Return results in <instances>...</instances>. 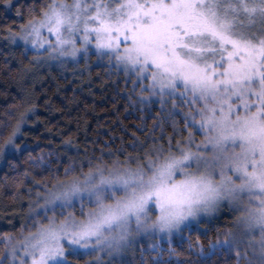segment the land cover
<instances>
[{
  "label": "snow or ice",
  "instance_id": "snow-or-ice-1",
  "mask_svg": "<svg viewBox=\"0 0 264 264\" xmlns=\"http://www.w3.org/2000/svg\"><path fill=\"white\" fill-rule=\"evenodd\" d=\"M35 12L29 6L32 18L8 29L12 44L61 63L106 61L108 75L123 77L130 107L151 115L159 106L152 131L160 135L134 142L133 152L34 160L37 175L53 164L55 175L36 182L33 230L0 238V264L115 258L137 237L169 245L168 259L160 245L141 246L139 264H264V0H50ZM25 119L0 146L5 160L22 151ZM223 207L232 226L207 250L190 242V256L174 262L173 238L206 235L203 225Z\"/></svg>",
  "mask_w": 264,
  "mask_h": 264
},
{
  "label": "trees",
  "instance_id": "trees-1",
  "mask_svg": "<svg viewBox=\"0 0 264 264\" xmlns=\"http://www.w3.org/2000/svg\"><path fill=\"white\" fill-rule=\"evenodd\" d=\"M49 1L11 0L12 7L6 9L4 0H0V146L21 116H26L16 141L22 151L16 150L14 155L0 162V208L4 207L0 214L9 221H14L16 213L19 214L18 199L26 198L27 191L33 189L37 181L49 183L55 175V164L50 166L49 174L37 175L42 171L33 166L37 158L43 156L47 160L51 153L57 163L59 157L65 155L79 162L85 153L99 157L101 152L121 149L133 152L130 145L134 142L145 143L150 141L148 136L160 135L158 129L155 133L152 131L159 108L149 115L130 107L124 96L123 77L108 75L106 64L83 67L81 62L80 71L63 72L52 67L37 70L32 64L33 52H25L21 45L9 42L8 29L18 31L22 23L32 18L29 6L36 9L33 15L38 16ZM18 11L23 15L18 16ZM166 132L171 133V127L166 128ZM68 141L71 148L67 147ZM25 172L29 173L27 177ZM60 178H63L62 173ZM232 222L231 213L224 211L203 225L208 229L206 235L193 232L191 241L175 239L171 244L176 249L172 260L188 258L190 242L195 245L199 240L207 250L210 241L230 228ZM29 228L19 229L17 235ZM4 233L0 230V238ZM163 248L164 258L168 259L169 246ZM4 253V245L0 243V256ZM151 254L155 256V252ZM191 258L195 260V256ZM217 259L219 264H225L223 257Z\"/></svg>",
  "mask_w": 264,
  "mask_h": 264
},
{
  "label": "rangeland",
  "instance_id": "rangeland-1",
  "mask_svg": "<svg viewBox=\"0 0 264 264\" xmlns=\"http://www.w3.org/2000/svg\"><path fill=\"white\" fill-rule=\"evenodd\" d=\"M50 2V1H49ZM45 37L48 39H53L54 37L48 36L47 32H45ZM10 42V41H9ZM11 43V42H10ZM21 45L22 44H16ZM23 47V46H22ZM31 46H29L30 48ZM24 48V47H23ZM33 52L32 56V64L33 67L37 70L42 69L44 67H52L59 69L63 72H68L69 70L73 69L74 71H80L82 69L81 62H83V67H89L92 64H106V61H98L96 56H91L87 61L81 60L79 63L72 62L69 59H65L63 63L59 60H49L46 53H44L41 56H37L36 52L29 50ZM37 59H40L43 61V63H36L35 61ZM159 108V106H155V108ZM19 137V135H18ZM152 137L148 136V139L150 140ZM2 157H0V162H2ZM40 191H43L41 188ZM36 185L33 189L30 191H27V197L26 198H19L16 203V208L19 214L16 213V218L14 221H9L8 217L2 216L0 214V230H3L5 233H9L16 239L22 238L24 235L27 234L28 231L33 230L32 225L35 217V206H36ZM4 207L0 208V212ZM6 209V208H5ZM15 211L14 209H12ZM22 210V214L20 215V211ZM224 211L230 212V209L228 207H223L219 210V212L216 214V217H218L221 213ZM231 213V212H230ZM77 214H79L77 209ZM52 214L49 213V216ZM232 215V213H231ZM8 216V215H7ZM233 216V215H232ZM31 226V227H30ZM24 227H30L26 232L22 233L21 235H17V232L21 230V228ZM20 229V230H19ZM186 235V233H185ZM2 238V236H1ZM175 239H180L179 236L173 238L172 242ZM138 244H134L132 248L128 249L123 256H116L115 258L109 257L105 255L104 253H94L91 256H83V257H76L71 258L73 260V264H91L92 261H97V264H109V261H111V264H121V261L124 262V264H137V261L140 259V253H141V246L143 249H149L150 246L153 244L160 245L162 247L169 246L167 241L160 240L159 237L155 238H148V237H137ZM172 244V243H171ZM6 251V250H5ZM147 252V251H146ZM10 259V258H9ZM7 264V261H6Z\"/></svg>",
  "mask_w": 264,
  "mask_h": 264
}]
</instances>
